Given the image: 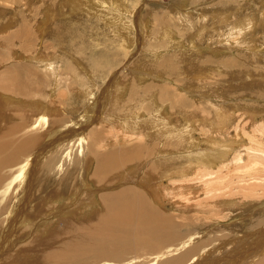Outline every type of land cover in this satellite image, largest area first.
Instances as JSON below:
<instances>
[{
  "label": "rangeland",
  "instance_id": "1",
  "mask_svg": "<svg viewBox=\"0 0 264 264\" xmlns=\"http://www.w3.org/2000/svg\"><path fill=\"white\" fill-rule=\"evenodd\" d=\"M0 149V264H263L264 0H0Z\"/></svg>",
  "mask_w": 264,
  "mask_h": 264
},
{
  "label": "bare ground",
  "instance_id": "2",
  "mask_svg": "<svg viewBox=\"0 0 264 264\" xmlns=\"http://www.w3.org/2000/svg\"><path fill=\"white\" fill-rule=\"evenodd\" d=\"M231 29H234V27H232ZM19 92V91H18ZM22 93V91H20ZM20 94V93H18ZM42 120H44V116L41 117ZM37 123V122H36ZM40 123V122H39ZM33 125V124H32ZM37 125H34V128L36 127ZM37 130V129H36ZM36 140V139H35ZM33 141V140H32ZM22 148V147H21ZM1 150V149H0ZM224 150V149H223ZM222 151V150H221ZM15 154V153H14ZM17 157V154L14 155V157L10 158V159H2L1 162H0V167H1V170H2V174L0 175V184L4 186L2 192L0 193V198L1 199H5V191L7 189V180L9 178V166L16 160L15 158ZM5 160V161H4ZM0 170V171H1ZM102 174V173H101ZM21 178V177H20ZM19 178V179H20ZM21 181V180H20ZM100 182L102 183L103 181L100 179ZM9 183V182H8ZM19 183V182H18ZM10 185V184H9ZM19 185V184H18ZM16 193V192H15ZM129 193V191H128ZM134 193V192H133ZM15 196V195H14ZM130 196V195H129ZM133 196V195H131ZM128 198V197H127ZM130 198V197H129ZM140 198V197H139ZM142 199V198H141ZM144 202V201H143ZM141 201V206L134 210V207H135V203L133 201V199L131 201H129V199H125L123 196L120 195H112L110 196V198H107L105 200V212L107 213V216H105L103 218V220L100 219L101 222V226H100V229L99 231H94L92 232V234L94 236H92L93 238H96L98 236H102V238H99V239H95L94 241H90V240H85L83 239L84 243L80 246V247H77L79 243H76L72 248H71V251L74 253V254H81L82 252H86L90 249V246L94 247H104V246H113L114 245H117L119 243L118 246H120L122 242L126 241L127 239L130 238V234H129V228H133V227H130L131 225L134 226V224L136 225H139L141 227H138L139 229L140 228H143L142 230L147 233H150L151 235L152 234H159V230L161 228V225H159L162 221V224L164 223L163 222V216H161L159 213L155 212L154 210H150L144 203ZM136 208V207H135ZM149 209V210H148ZM165 219V218H164ZM99 220V219H98ZM156 221V222H154ZM160 223H158V222ZM165 221V220H164ZM168 219H166V222L165 224L167 223ZM157 223V224H156ZM159 225V226H158ZM129 227V228H128ZM135 227V226H134ZM137 227V226H136ZM135 227V228H136ZM137 228V229H138ZM133 230V229H132ZM131 230V231H132ZM135 230V229H134ZM136 232V231H135ZM139 232V231H138ZM137 232V233H138ZM100 235H99V234ZM132 233V232H131ZM134 233V232H133ZM139 233H142L139 232ZM90 234L89 237L92 235ZM144 234V233H143ZM88 235V234H87ZM132 235V234H131ZM154 235V237H156ZM164 235V234H163ZM162 235V236H163ZM104 236V237H103ZM134 235H132L133 237ZM136 236V234H135ZM138 236V234H137ZM140 236V235H139ZM138 236V237H139ZM144 236H146L145 238L149 241V237H147L146 234H144ZM153 236V235H152ZM158 236V235H157ZM131 237V238H132ZM137 237V239H138ZM134 238V237H133ZM136 238V237H135ZM143 240L142 237H139ZM144 238V239H145ZM89 239V238H88ZM164 239V238H163ZM132 240V239H131ZM130 240V241H131ZM135 240V239H134ZM157 241V239H155ZM160 240V238H159ZM158 240V242H159ZM90 243H89V242ZM136 241V240H135ZM134 241V242H135ZM145 241V240H144ZM148 241H145V243H147ZM129 242V241H128ZM133 241H131L132 243ZM141 242V241H140ZM136 243H139V242H136ZM149 243V242H148ZM147 243V244H148ZM122 244H127L126 242L125 243H122ZM129 244V243H128ZM144 244V243H143ZM152 244V243H151ZM155 245V244H154ZM124 245H121V247H123ZM127 246V245H126ZM136 246V245H135ZM145 246V244H144ZM148 246V245H146ZM91 247V248H92ZM133 247V246H132ZM113 248V247H112ZM127 248V247H126ZM140 248V247H138ZM98 249V248H97ZM105 249V248H103ZM115 249V248H113ZM123 249V248H122ZM107 250V249H106ZM76 251V252H75ZM101 251V249H100ZM105 251V250H103ZM102 251V252H103ZM101 252V253H102ZM109 253V251L107 252ZM98 254V253H97ZM105 255V253H104ZM56 256H58V254H56ZM51 258V256L49 255V258L48 260ZM264 264V262H263Z\"/></svg>",
  "mask_w": 264,
  "mask_h": 264
}]
</instances>
